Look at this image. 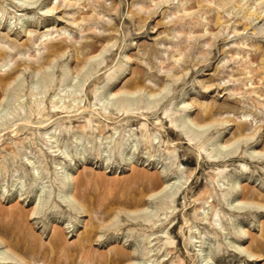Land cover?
I'll return each mask as SVG.
<instances>
[{"label": "rangeland", "instance_id": "374dc122", "mask_svg": "<svg viewBox=\"0 0 264 264\" xmlns=\"http://www.w3.org/2000/svg\"><path fill=\"white\" fill-rule=\"evenodd\" d=\"M0 240L264 264V0H0Z\"/></svg>", "mask_w": 264, "mask_h": 264}, {"label": "bare ground", "instance_id": "6f19581e", "mask_svg": "<svg viewBox=\"0 0 264 264\" xmlns=\"http://www.w3.org/2000/svg\"><path fill=\"white\" fill-rule=\"evenodd\" d=\"M26 3V2H25ZM49 11H53V9H50ZM190 123H191V121H190ZM191 124H193V123H191ZM177 181V180H176ZM176 181H174L173 183H167L163 188H162V190H160L158 193H160V192H162V191H165V190H167V189H169V190H171L174 186H176V183L178 182H176ZM156 195V194H155ZM66 196V198L68 199L69 198V196L68 195H65ZM260 207H263V206H260ZM254 241L258 244L259 243V241H261L260 240V238H256V239H254ZM1 245H3V242L0 240V246ZM247 252V251H246ZM248 253V255L251 257V256H254V254H252V253H250V252H247ZM0 256H2L1 258H0V260H2V262H0V264H6V263H3L4 261H8V260H12V259H16V258H14V257H12V256H10V254H8L7 252H5V251H0ZM209 260V259H208ZM152 262H154V261H152ZM156 262V261H155ZM207 262V261H206ZM208 263V262H207ZM209 264V263H208Z\"/></svg>", "mask_w": 264, "mask_h": 264}]
</instances>
